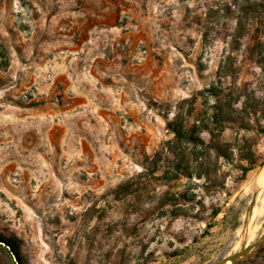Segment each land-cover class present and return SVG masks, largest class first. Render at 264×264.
Listing matches in <instances>:
<instances>
[{"label":"rangeland","instance_id":"rangeland-1","mask_svg":"<svg viewBox=\"0 0 264 264\" xmlns=\"http://www.w3.org/2000/svg\"><path fill=\"white\" fill-rule=\"evenodd\" d=\"M263 161L264 0H0V264H209L263 232Z\"/></svg>","mask_w":264,"mask_h":264},{"label":"trees","instance_id":"trees-1","mask_svg":"<svg viewBox=\"0 0 264 264\" xmlns=\"http://www.w3.org/2000/svg\"><path fill=\"white\" fill-rule=\"evenodd\" d=\"M213 91H215L213 89ZM217 95V93H215ZM217 104L219 105L217 107V112L215 113L214 117H219L222 115L224 108L228 105L227 103H223L221 99H218ZM168 127L170 129L171 134H173L174 139L168 141V145H171L169 148V154L170 155V163H171V170L175 172V175L177 178L182 174L183 172H186L189 168L186 154V148L183 147V143H190L193 144H203V141L200 137V132L205 129L206 127H200L195 128L191 127L188 128L187 124L184 120V118L181 116H176L175 120L173 122L168 123ZM246 160L247 165L242 168V179H244L247 175V173L255 168L256 165V158L254 154L250 151L248 152V155L246 158H243ZM264 165V161L261 163L260 166ZM218 214V210L214 211V215ZM212 228L211 224H208L207 229ZM11 237L6 235L5 233H0V246L6 247L8 246L11 248V252L13 255V258L15 261L18 262V253H16V249L18 246L16 243L14 244L13 241H11ZM3 244H5L3 246ZM14 261V262H15Z\"/></svg>","mask_w":264,"mask_h":264},{"label":"bare ground","instance_id":"bare-ground-1","mask_svg":"<svg viewBox=\"0 0 264 264\" xmlns=\"http://www.w3.org/2000/svg\"><path fill=\"white\" fill-rule=\"evenodd\" d=\"M251 183H252V187L251 188H256L257 192H258V195H257V198H256V205H255V207L253 209V218H258L259 219L264 213V166L260 170V172L256 175V177L252 178V182ZM247 191H249V190H247ZM251 191H252V189H251ZM238 231H239V229H238ZM255 233H253L251 237H254V235H256ZM229 252H231V251H229Z\"/></svg>","mask_w":264,"mask_h":264},{"label":"water","instance_id":"water-1","mask_svg":"<svg viewBox=\"0 0 264 264\" xmlns=\"http://www.w3.org/2000/svg\"><path fill=\"white\" fill-rule=\"evenodd\" d=\"M263 228H264V216H263ZM263 240H264V229L260 237L242 251L236 252L231 255H226L225 253H222L215 261H212L209 264H235L238 260L250 254Z\"/></svg>","mask_w":264,"mask_h":264}]
</instances>
